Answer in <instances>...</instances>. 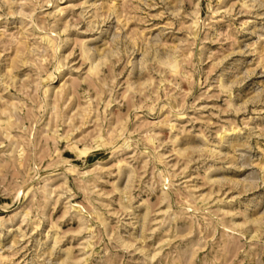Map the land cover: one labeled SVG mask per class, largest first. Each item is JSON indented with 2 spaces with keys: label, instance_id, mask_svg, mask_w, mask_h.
<instances>
[{
  "label": "rangeland",
  "instance_id": "obj_1",
  "mask_svg": "<svg viewBox=\"0 0 264 264\" xmlns=\"http://www.w3.org/2000/svg\"><path fill=\"white\" fill-rule=\"evenodd\" d=\"M0 264H264V0H0Z\"/></svg>",
  "mask_w": 264,
  "mask_h": 264
}]
</instances>
